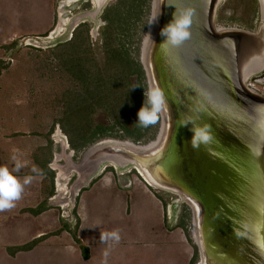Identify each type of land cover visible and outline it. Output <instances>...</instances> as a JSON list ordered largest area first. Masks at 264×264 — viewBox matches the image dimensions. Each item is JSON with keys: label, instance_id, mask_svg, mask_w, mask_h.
Here are the masks:
<instances>
[{"label": "water", "instance_id": "obj_1", "mask_svg": "<svg viewBox=\"0 0 264 264\" xmlns=\"http://www.w3.org/2000/svg\"><path fill=\"white\" fill-rule=\"evenodd\" d=\"M221 1L159 0L140 59L150 89L166 100L156 140L104 141L89 153L85 180L106 160H134L155 186L189 200L199 221V263L264 264V97L246 85L264 71V25L255 33L219 29ZM258 3L264 19V0ZM186 8L193 9L190 39L161 47V30ZM193 126L210 136L198 148Z\"/></svg>", "mask_w": 264, "mask_h": 264}, {"label": "rangeland", "instance_id": "obj_2", "mask_svg": "<svg viewBox=\"0 0 264 264\" xmlns=\"http://www.w3.org/2000/svg\"><path fill=\"white\" fill-rule=\"evenodd\" d=\"M70 1L55 0L53 28L45 35L14 42L11 60L7 50L0 49V128L4 129H0V139L9 137L11 147H25L27 154L40 139L51 141L53 158L49 167L54 171L44 179V191L49 193L52 188L47 197L55 212L51 216L64 222L73 243L80 247L76 206L79 187L90 173L86 160L91 151L109 139L137 145L155 141L160 115L135 143L133 138L140 127L137 114L144 106L146 89H150L140 59L155 0ZM260 10L258 0H223L217 8L216 25L219 29L255 33L264 25ZM38 21L39 16H32L20 23L30 27L28 22ZM61 21L63 28H59ZM137 64L144 79L142 86ZM246 85L264 97V71L251 76ZM99 128L111 137L94 136ZM63 140L68 144L72 141L79 150H67L70 144L67 148L63 144L54 146ZM104 165L106 172L118 175L123 184L146 182L134 164L106 160ZM20 173L24 177L32 175L30 169ZM155 191L166 209L171 207L172 226L181 227L193 247L190 264H199L194 227L197 216L190 204L177 194ZM67 213L74 224L63 218Z\"/></svg>", "mask_w": 264, "mask_h": 264}, {"label": "crops", "instance_id": "obj_3", "mask_svg": "<svg viewBox=\"0 0 264 264\" xmlns=\"http://www.w3.org/2000/svg\"><path fill=\"white\" fill-rule=\"evenodd\" d=\"M54 2L0 0V49L7 50V57L14 42L45 35L53 28ZM32 16H39L40 22H28L30 27L20 23ZM2 140L0 166L13 170L15 155L23 167L14 174L23 180L20 172L30 169L33 180L11 211L0 212V264H102L106 250L108 264L191 263L193 247L181 227H173L168 220L155 188L146 182L121 186L119 176L107 173L106 166H99L79 187L76 213L80 226L74 236L81 243L77 247L64 222L51 216L55 212L47 197L52 188L49 193L44 191V179L54 171L49 167L53 158L51 141L40 139L27 154L25 147H11L9 137ZM55 145L62 147L61 142ZM115 229L120 230L121 240L109 249L112 242H101L100 236Z\"/></svg>", "mask_w": 264, "mask_h": 264}, {"label": "clouds", "instance_id": "obj_4", "mask_svg": "<svg viewBox=\"0 0 264 264\" xmlns=\"http://www.w3.org/2000/svg\"><path fill=\"white\" fill-rule=\"evenodd\" d=\"M192 16L193 9L191 8L184 9L179 15H177L176 9L174 19L161 30V35L166 37L161 47L164 45L179 47L190 39ZM156 18L150 21L149 24L153 23ZM165 103L164 93L159 88L146 89L145 103L138 111V121L136 124L142 127L155 125ZM181 126H187V124L182 123ZM190 130L193 132L191 144L194 148L199 147L198 141L206 143L210 139V136L204 129H197L193 126ZM12 159L15 162L13 170H10L7 166H0V212L11 211L16 206V202L22 198L25 186L29 185L33 180L32 176H27L21 180L18 175H15L14 172L19 173L23 164L15 155ZM33 171L36 172L37 170L34 168ZM100 240L104 243L111 241L112 243L109 244L110 249L114 244H119L121 240L120 230L115 229L102 232ZM108 255L109 251L106 250L102 264H108Z\"/></svg>", "mask_w": 264, "mask_h": 264}, {"label": "bare ground", "instance_id": "obj_5", "mask_svg": "<svg viewBox=\"0 0 264 264\" xmlns=\"http://www.w3.org/2000/svg\"><path fill=\"white\" fill-rule=\"evenodd\" d=\"M223 1V0H222ZM221 1V2H222ZM71 3L72 2H75V1H70ZM70 2H69V4H70ZM100 2H102V3H104V2H106V0H100ZM158 3H159V0H155V5H154V8H153V14L159 9L158 8ZM74 4V3H73ZM63 14V13H62ZM61 16V15H60ZM154 16H155V14H154ZM152 18H153V16H152ZM152 18H151V21H152ZM64 20V19H63ZM60 21V20H59ZM63 25H62V21H61V25H60V27L59 28H61ZM153 27H155V22H153V23H151V30L149 31V36L151 37V33H152V31H153ZM58 28V29H59ZM63 28V27H62ZM224 29V28H223ZM58 32V31H57ZM149 37V38H150ZM252 76H254V75H252ZM251 76H249L248 78H247V80H246V82H248V80H249V78H250ZM163 129L164 128H162L161 129V134L163 133ZM106 142L107 143H103L102 145H105V144H108V145H114V144H116V141L114 142V141H110V140H106ZM64 146H65V148H67L68 147V143L65 141V140H63V142H61ZM121 146H123V147H130V145H127V144H125V143H123V144H120ZM115 157H117V158H119V159H121V160H123V158H121V157H119V156H115ZM123 161H125V159L123 160ZM126 161H127V163L129 164H134L135 166H137L136 165V163H134L135 161L134 160H129V159H126ZM112 165H113V163H112ZM140 174H141V177H143V179L147 182V183H149V185H151L152 187H154V188H157V189H162V190H165V191H169V192H171V193H174V194H177V195H179V196H181L182 198H183V200L184 201H187L189 204H190V202H189V200L187 199V197H185V195H183V194H181L180 192H178V191H175V190H166V189H163V188H160V187H158V186H155L154 185V183L151 181V179L149 178V177H147L142 171L140 172ZM191 206V205H190ZM194 218V217H193ZM197 218V217H196ZM194 220H196V219H194ZM194 227H196V229H195V231L197 230V236H198V234H199V230H198V228H199V221H198V218H197V220H196V225L194 226ZM196 240H197V242H196V244L199 246V236L196 238ZM200 248V247H199ZM201 260V259H200ZM199 264H202V263H199Z\"/></svg>", "mask_w": 264, "mask_h": 264}, {"label": "trees", "instance_id": "obj_6", "mask_svg": "<svg viewBox=\"0 0 264 264\" xmlns=\"http://www.w3.org/2000/svg\"><path fill=\"white\" fill-rule=\"evenodd\" d=\"M140 64H141V62H140ZM137 66H138V69H139V72H140V85L142 86V81H144V79H143V75H142V71H141V67L137 64ZM142 66V65H141ZM142 68H143V66H142ZM143 71H144V69H143ZM144 73H145V71H144ZM150 128V126L149 127H142V126H140L138 129H137V135H136V137L135 138H133V141L135 142V143H138L139 141H140V139L143 137V133H145L148 129ZM107 130H103V129H101V128H99V130H97L95 133H94V136L95 135H98V138H110L111 136V134H109L108 132H106ZM159 131V130H158ZM158 134V133H157ZM157 136V135H156ZM70 147H71V150L72 151H78L79 149H77V147L73 144V142L72 141H70ZM148 144V143H147ZM157 197L162 201V199L160 198V196L157 194ZM163 202V201H162ZM163 204H164V206H166V204L163 202Z\"/></svg>", "mask_w": 264, "mask_h": 264}, {"label": "built area", "instance_id": "obj_7", "mask_svg": "<svg viewBox=\"0 0 264 264\" xmlns=\"http://www.w3.org/2000/svg\"><path fill=\"white\" fill-rule=\"evenodd\" d=\"M9 60H11V58H10ZM9 60H8V61H9ZM8 61H7V62H8ZM122 175H123V174H122ZM119 183H120L121 186H126V185H131V184H132V182H129L128 184H123V183H121L120 181H119ZM146 183H147V182H146ZM150 186H151V185H150ZM170 208H171V207H168V209H167V217H168V220L171 219V218H170L171 216H170V214H169L170 211H171ZM169 210H170V211H169ZM63 218L65 219V221H66L69 225L74 224V220L72 219V216H70L68 213H67L66 216H64Z\"/></svg>", "mask_w": 264, "mask_h": 264}]
</instances>
